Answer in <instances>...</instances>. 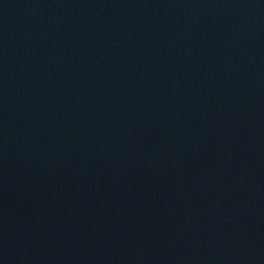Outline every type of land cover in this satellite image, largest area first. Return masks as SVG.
Returning <instances> with one entry per match:
<instances>
[{"label": "water", "instance_id": "95a60500", "mask_svg": "<svg viewBox=\"0 0 264 264\" xmlns=\"http://www.w3.org/2000/svg\"><path fill=\"white\" fill-rule=\"evenodd\" d=\"M0 264H264V0H0Z\"/></svg>", "mask_w": 264, "mask_h": 264}]
</instances>
